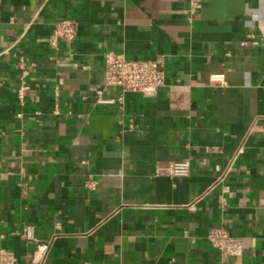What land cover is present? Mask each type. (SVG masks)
I'll return each instance as SVG.
<instances>
[{
	"label": "crops",
	"instance_id": "obj_1",
	"mask_svg": "<svg viewBox=\"0 0 264 264\" xmlns=\"http://www.w3.org/2000/svg\"><path fill=\"white\" fill-rule=\"evenodd\" d=\"M109 52L162 59L163 87L108 86ZM178 161L188 176L156 174ZM220 226L242 255L210 245ZM0 252L264 264V0H0Z\"/></svg>",
	"mask_w": 264,
	"mask_h": 264
},
{
	"label": "built area",
	"instance_id": "obj_2",
	"mask_svg": "<svg viewBox=\"0 0 264 264\" xmlns=\"http://www.w3.org/2000/svg\"><path fill=\"white\" fill-rule=\"evenodd\" d=\"M78 31L79 27L76 21L68 18L60 19L55 23L49 42L51 46L57 48L61 41H73L77 37ZM104 59L105 82L108 86L120 87L124 92L153 93L164 85L165 75L162 59L152 61L128 60L123 54L116 52L106 53ZM20 92L23 93L24 90L21 89ZM190 173L191 166L187 161L172 162L156 168L157 175L170 177H186ZM21 236L24 240L34 242L39 247L33 226H27ZM207 238L210 245L220 251L223 260L242 255L243 243L241 238L234 235L226 227L220 226L210 229ZM14 263L15 259L11 254L0 252V264Z\"/></svg>",
	"mask_w": 264,
	"mask_h": 264
}]
</instances>
